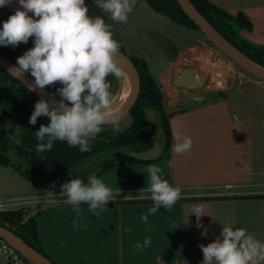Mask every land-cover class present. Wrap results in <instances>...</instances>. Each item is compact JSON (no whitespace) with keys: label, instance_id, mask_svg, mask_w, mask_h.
Wrapping results in <instances>:
<instances>
[{"label":"crops","instance_id":"crops-1","mask_svg":"<svg viewBox=\"0 0 264 264\" xmlns=\"http://www.w3.org/2000/svg\"><path fill=\"white\" fill-rule=\"evenodd\" d=\"M208 1L231 14L243 12L252 28L242 29L240 34L254 43L264 44V0ZM150 11L153 15L158 14ZM182 32L192 33L193 42L179 48L171 37L164 35L166 55L154 65L151 74L164 94V109L182 108L183 113H188L182 118L191 120L192 115L201 114L197 113L200 104L213 103L217 97L191 94L188 91L192 88L173 85L176 70L189 67L188 62L196 57L193 53L188 55L187 51L207 44L205 36L197 30L184 27ZM145 60L147 64L152 62ZM234 81L233 76L226 92ZM221 89L216 93H226ZM189 100L198 105H186ZM250 130V126L235 125L231 120L209 125L171 124V145L167 151L162 152L160 147L159 155L150 161H125L97 176L113 189L114 195L120 193L98 217L89 211L88 205L81 204L82 211L77 218L73 206L63 203L65 198L60 196L61 189H44L32 184L39 191L38 197H49L35 203L41 205L37 209L26 205L29 214H36L42 247L55 264H183V259L187 264H202L203 253L199 245L214 242L220 237L223 225L243 228L264 241V152L261 150L252 160L248 156L249 146L234 140L239 135L249 137ZM174 135L191 137V150L179 155L174 153L173 144L178 142L174 141ZM221 135H226L230 142L223 140ZM163 159H167V164L162 165ZM169 162H172L171 167ZM251 163L256 165L255 171H250ZM150 164L162 167L164 178L172 186L182 189L181 199L171 211L160 208L155 214H148L153 202L136 198L150 195L141 192L149 185V179L145 181L141 173ZM127 195L133 198L124 199ZM49 199L60 203L49 204ZM195 204H203L207 214L201 217V228L196 227L195 215L188 217L185 211V206ZM142 214H148L147 223L142 222ZM73 221H77L78 227H73ZM146 237L151 240L148 246L143 250L134 248L137 242L143 244ZM0 264L10 263L0 254ZM16 264L32 263L21 258Z\"/></svg>","mask_w":264,"mask_h":264},{"label":"clouds","instance_id":"clouds-1","mask_svg":"<svg viewBox=\"0 0 264 264\" xmlns=\"http://www.w3.org/2000/svg\"><path fill=\"white\" fill-rule=\"evenodd\" d=\"M11 2L0 0V8ZM18 3L23 10L18 8L3 22L0 46L15 48L21 43L27 44L32 37L34 46L17 58V66L10 68L9 74L22 79L25 73H30L34 82L27 85L29 92L37 89L43 92L60 85L47 100L36 102L30 116L31 125L42 116L50 121L47 125L41 124L35 132L37 140L41 141L36 151H50L59 140L78 147L80 152H90L91 142L103 131V125L115 124L120 119L112 111V86L108 80L110 75L117 80L124 75L117 62L121 45L114 39L112 24L101 16L89 15L85 0H18ZM135 4L136 0H96V7L115 23H127ZM173 139L178 141L172 149L177 155L191 150V137L174 135ZM171 164L169 162V167ZM145 172L149 185L141 192L150 195L136 198L153 202L148 214H155L160 208L171 211L181 199L182 189L172 186L164 178V169L158 165H148ZM118 195L95 174L89 175L87 183L74 178L64 183L60 191V196L65 198L63 203L73 206L77 218L82 211L81 204L88 205L89 211L98 217ZM129 198L133 197H124ZM47 203L60 201L49 199ZM185 211L188 217L195 215L197 228L203 227L201 217L207 215L203 204L185 206ZM148 214L141 215L142 222H148ZM73 227H78L77 221H73ZM150 243V238L146 237L143 244L137 242L134 248L143 250ZM199 247L203 253L202 264H264V241L230 224L223 225L220 237L214 242ZM183 264H187L184 259Z\"/></svg>","mask_w":264,"mask_h":264},{"label":"trees","instance_id":"trees-1","mask_svg":"<svg viewBox=\"0 0 264 264\" xmlns=\"http://www.w3.org/2000/svg\"><path fill=\"white\" fill-rule=\"evenodd\" d=\"M145 1L150 9L159 15L185 28L200 32L175 0ZM190 1L243 55L264 68V44L254 43L240 34L242 29L251 30L252 28L250 20L243 12L231 14L208 0ZM85 3L89 6V15L101 16L107 23H110L107 14L96 7L93 0H85ZM12 14L14 13L6 8H0V28ZM112 31L114 39L121 45L113 27ZM206 41L212 45L207 39ZM119 50L124 52L122 45ZM0 55L16 63L17 58L22 56L23 52L20 45L15 48L0 46ZM129 58L138 71L140 81L137 100L126 116L130 118V124L123 130L116 131L109 124L103 125V131L91 142L90 152H80L78 147H70L66 142L59 140L53 143L50 151L37 152L36 146L41 141L37 140L35 132L39 130L41 124L47 125L50 121L47 117L42 116L37 119L35 125L29 124L34 106L40 99L34 92H29L27 86L19 79L0 68V164L12 166L38 187L61 189L64 183L77 178L65 179L64 174L86 159L100 160L101 158L98 169L89 174L96 176L125 161H150L141 160L129 154L147 151L156 143L151 121L147 114L148 110L158 115L156 121L162 129L163 135L160 147L162 152L167 151L171 145V132L169 116L163 106V92L151 74L146 60L134 56ZM27 74L32 77L30 73ZM108 80L112 86L111 92L114 99L120 89L121 79L117 80L110 75ZM59 86H51L45 90L53 94L56 87ZM218 94L222 95L223 92H218ZM55 97L60 99L59 95ZM89 175L78 178L86 181ZM0 225L51 260L39 239L36 214H29L26 206L0 211ZM21 258L27 260L22 255Z\"/></svg>","mask_w":264,"mask_h":264},{"label":"rangeland","instance_id":"rangeland-1","mask_svg":"<svg viewBox=\"0 0 264 264\" xmlns=\"http://www.w3.org/2000/svg\"><path fill=\"white\" fill-rule=\"evenodd\" d=\"M93 1L96 3V0ZM108 19L121 42L124 53L128 57L134 56L151 60L152 62L148 63L151 73L153 72L154 65L158 63V60L164 59V56L166 55V52L163 51L165 36L171 37L173 42L179 48L193 42L192 33H183L182 30L184 27L182 25H179L159 14L153 15L145 0H136L133 11L128 16L127 23H115L110 20L109 16ZM33 41L34 37L30 38L27 44H20V49L23 54L34 46ZM187 52L188 55L193 53L196 56L188 62V65H190L189 67H192L197 74L206 77V82L204 84L200 85V87H192L188 92L199 95L205 93V97L212 98V96H214L217 97L215 98L217 100L214 99V101H212L213 103L209 104H200L198 107L200 110L197 113L201 114L195 116L192 115L191 120L184 119V115L188 113H183L182 108H177L172 111L165 110L169 116V126L171 124L172 126H175L176 124L179 126L180 124L194 125L196 123L208 125L223 124V122L229 123L230 120L235 125L242 124L244 126H250L251 132L249 137L239 135L238 139L234 140L235 142L239 141L245 144L247 147L249 146L248 156L254 160L261 150L264 152V80L259 79L244 70L223 52L209 43H202ZM216 53H218V56ZM233 76L235 77L233 86L226 92V88L230 86ZM239 79L243 80L239 81ZM255 80L260 81V83H256ZM124 82L125 80L123 76L120 82V89L115 99H113L112 105H115L118 102L120 93L124 87ZM220 89L225 90L226 93H223L222 95L216 93L217 90ZM195 104L198 105L197 102L189 100L186 105L192 107L195 106ZM147 114L151 121V128L154 133L155 141L162 144V129L156 121L158 115L151 110H148ZM129 124L130 118L125 117L120 122L109 125L116 131L123 130ZM221 136L223 137V140L228 143L230 142L226 135ZM100 162L101 158L100 160L86 159L77 164L74 168L69 169L63 177L66 179L71 177L78 178L88 176L90 173H93V171L98 169ZM253 163L250 165V171H255L257 169L256 165ZM165 164H167V159H163L162 161V165ZM128 175L131 174L128 173ZM141 175L144 180L147 181L148 174L145 170H143ZM112 181H115V178H112ZM84 182H87V180ZM32 184L31 181L23 177L12 166H4L0 164V195L2 198L16 197L25 199L38 197L39 195L37 194L39 191L34 189ZM28 205L34 209L41 206L35 205V203L27 204V206Z\"/></svg>","mask_w":264,"mask_h":264},{"label":"water","instance_id":"water-1","mask_svg":"<svg viewBox=\"0 0 264 264\" xmlns=\"http://www.w3.org/2000/svg\"><path fill=\"white\" fill-rule=\"evenodd\" d=\"M183 12L194 22L199 28L200 32L205 38L218 50L228 56L234 63L238 64L244 70L252 74L253 76L264 80V68L255 64L245 55H243L234 45H232L192 4L190 0H175ZM7 10L15 13V11L21 6H17L12 2L6 7ZM29 15H32L29 13ZM119 56L117 62L121 69L128 72L130 81L132 83V89L127 101L115 112L114 115H119L120 119L117 122L123 120L127 115L134 103L137 100L139 94V74L130 58L122 51L119 50ZM17 66L15 62L9 58L0 55V68L9 72V69ZM26 86L34 82V79L27 73L23 75L22 79H19ZM206 82V77L198 75L194 69L189 67L178 68L173 78V85L180 88H192L200 87V85ZM39 99H48L52 96L47 90L41 92L40 90L32 91ZM57 101L58 98L55 97ZM116 122V123H117ZM113 124V123H107ZM160 153V145L156 142L154 146L143 152H131L130 155L141 160H150L156 158ZM0 239H3L7 244L15 248L23 257H25L32 264H55L52 260L38 252L22 239H20L13 232L0 225Z\"/></svg>","mask_w":264,"mask_h":264},{"label":"built area","instance_id":"built-area-1","mask_svg":"<svg viewBox=\"0 0 264 264\" xmlns=\"http://www.w3.org/2000/svg\"><path fill=\"white\" fill-rule=\"evenodd\" d=\"M44 200L42 197H31V198H0V211L14 210L26 206L30 203H37ZM0 254L10 264H16L21 259V254L12 246L7 244L3 239H0Z\"/></svg>","mask_w":264,"mask_h":264},{"label":"bare ground","instance_id":"bare-ground-1","mask_svg":"<svg viewBox=\"0 0 264 264\" xmlns=\"http://www.w3.org/2000/svg\"><path fill=\"white\" fill-rule=\"evenodd\" d=\"M12 3L17 5V6H20L18 3V0H12ZM122 70L124 72L123 76H124V80H125L124 87L120 93L118 102L115 105H112L113 114H115V112L127 101V99L129 98L131 89H132V83L130 81V76H129L128 72L124 69H122ZM198 75H200V74H198Z\"/></svg>","mask_w":264,"mask_h":264}]
</instances>
